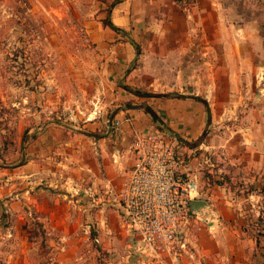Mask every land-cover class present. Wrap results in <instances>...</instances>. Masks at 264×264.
<instances>
[{"label": "crops", "instance_id": "0c3cea01", "mask_svg": "<svg viewBox=\"0 0 264 264\" xmlns=\"http://www.w3.org/2000/svg\"><path fill=\"white\" fill-rule=\"evenodd\" d=\"M107 1L108 11L88 33L99 60L98 82L112 110L108 119L120 123L119 131L104 119L82 127L46 126L33 133L24 150L27 163L18 168L29 183L45 180L33 185L30 198L49 236V264L82 260L78 250L94 240L133 250L118 195L135 161L136 137L156 129L145 107L163 123L156 130L171 133L189 153L205 149L246 182L264 185V88L258 80L264 72V0H120L113 6ZM106 18L123 32L105 26ZM185 83L191 86L186 91ZM156 84L159 95L181 91V97L143 98L122 87L154 94ZM219 198L210 195L204 210L212 231L210 225L195 228L194 257L180 255L177 264H254L255 239L240 219L230 222L231 202ZM20 240L17 258L30 246L28 237Z\"/></svg>", "mask_w": 264, "mask_h": 264}, {"label": "rangeland", "instance_id": "374dc122", "mask_svg": "<svg viewBox=\"0 0 264 264\" xmlns=\"http://www.w3.org/2000/svg\"><path fill=\"white\" fill-rule=\"evenodd\" d=\"M108 8L107 0H0V264H49V236L43 222L34 216L37 203L30 198L33 185H44L45 180L35 178L29 183L22 179L24 174L18 175L20 164L27 163L24 150L33 133L49 125L69 128L82 127L94 119L112 122L104 86L98 82L102 76L99 60L88 33L89 25L100 22V13ZM262 75L264 78V72ZM181 87L184 91L191 88L187 83ZM152 89V95L161 93L159 84ZM179 93L167 95L178 98ZM159 137L175 145L178 159L184 162L183 170L200 173L199 187L209 192L208 197L217 194L221 195L218 202H231L230 222L240 219L253 240L259 233L254 264H264V185L255 187L246 182L237 169L225 166L216 156H208L211 166L205 165L203 152L189 153L188 146L177 143L171 133L161 131ZM250 194L254 197L249 198ZM21 236L28 237L30 246L26 247L28 254L17 258L14 253L22 250L17 245ZM195 236L197 233L193 240ZM78 251L82 260L69 257L52 264L144 261L134 250L105 247L95 240ZM128 253L136 258H128Z\"/></svg>", "mask_w": 264, "mask_h": 264}, {"label": "built area", "instance_id": "2783aa9c", "mask_svg": "<svg viewBox=\"0 0 264 264\" xmlns=\"http://www.w3.org/2000/svg\"><path fill=\"white\" fill-rule=\"evenodd\" d=\"M258 80L264 88L262 74ZM106 125L114 132L120 129L118 121ZM156 129L136 137L135 161L122 182L118 201L124 210L126 231L135 241L133 250L144 259L142 264H177L180 255L194 257L193 230L199 232L202 226L214 223L204 213L207 207L193 213L189 206L195 200L208 205V193L199 187L200 173L183 170L175 145L161 140ZM202 150L205 165L210 167V155Z\"/></svg>", "mask_w": 264, "mask_h": 264}, {"label": "trees", "instance_id": "16d2710c", "mask_svg": "<svg viewBox=\"0 0 264 264\" xmlns=\"http://www.w3.org/2000/svg\"><path fill=\"white\" fill-rule=\"evenodd\" d=\"M120 0H113L112 2V6L116 3H118ZM179 3L182 2V0H175ZM105 26H108L111 30L115 31V32H123L121 31L119 28L115 27L114 25H112L110 23V21H105L104 22ZM131 44H133L134 48H135V53L138 55L139 54V51H140V48L139 46L131 41ZM124 90L130 92L131 94L135 95V96H138V97H143V98H160V97H163V98H169L171 95H152L150 93H145V92H142V91H139V90H136V89H132L126 85L122 86ZM180 98V97H178ZM194 100L202 103L205 107H206V102L204 100H202L201 98H197V97H192ZM144 111L145 113H147L150 118H151V121L153 123V125L156 126L157 129H163V123L161 122L160 118L158 117L157 113L155 111H153L150 107H145L144 108ZM202 140V137L199 139V141ZM193 148V146H191ZM20 165H23V163H21ZM259 234V233H258ZM258 234L256 235V246L258 245Z\"/></svg>", "mask_w": 264, "mask_h": 264}, {"label": "water", "instance_id": "95a60500", "mask_svg": "<svg viewBox=\"0 0 264 264\" xmlns=\"http://www.w3.org/2000/svg\"><path fill=\"white\" fill-rule=\"evenodd\" d=\"M45 189V188H43ZM190 209L193 213L198 212L201 209H205L208 205L206 201L203 200H195V201H191L190 204Z\"/></svg>", "mask_w": 264, "mask_h": 264}]
</instances>
